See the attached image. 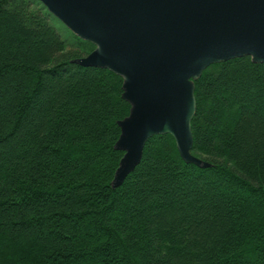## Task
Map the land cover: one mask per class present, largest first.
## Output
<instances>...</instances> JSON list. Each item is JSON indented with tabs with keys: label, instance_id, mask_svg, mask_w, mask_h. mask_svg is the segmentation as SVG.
I'll return each instance as SVG.
<instances>
[{
	"label": "trees",
	"instance_id": "1",
	"mask_svg": "<svg viewBox=\"0 0 264 264\" xmlns=\"http://www.w3.org/2000/svg\"><path fill=\"white\" fill-rule=\"evenodd\" d=\"M37 0H0V264H264V63L194 82L191 154L169 135L111 188L122 80L71 61Z\"/></svg>",
	"mask_w": 264,
	"mask_h": 264
},
{
	"label": "water",
	"instance_id": "2",
	"mask_svg": "<svg viewBox=\"0 0 264 264\" xmlns=\"http://www.w3.org/2000/svg\"><path fill=\"white\" fill-rule=\"evenodd\" d=\"M73 35L93 46L71 61L122 80L129 105L114 149L122 152L111 188L139 164L147 140L169 135L180 159L191 154L194 82L212 64L248 56L264 63V0H37Z\"/></svg>",
	"mask_w": 264,
	"mask_h": 264
},
{
	"label": "rangeland",
	"instance_id": "3",
	"mask_svg": "<svg viewBox=\"0 0 264 264\" xmlns=\"http://www.w3.org/2000/svg\"><path fill=\"white\" fill-rule=\"evenodd\" d=\"M41 5V4H40ZM41 7H43L41 5ZM45 9V8H44ZM46 10V9H45ZM46 12V11H45ZM48 13V12H46ZM48 22L52 27L55 28V30L58 32V34L61 36V38L65 41L66 45L68 47L75 46L77 41H79V38H77L75 35H73L63 24H61L57 19H55L52 15L48 13ZM81 41V40H80ZM93 50V49H92Z\"/></svg>",
	"mask_w": 264,
	"mask_h": 264
}]
</instances>
